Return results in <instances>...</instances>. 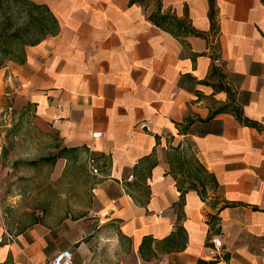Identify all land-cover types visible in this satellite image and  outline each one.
<instances>
[{"label":"crops","instance_id":"crops-1","mask_svg":"<svg viewBox=\"0 0 264 264\" xmlns=\"http://www.w3.org/2000/svg\"><path fill=\"white\" fill-rule=\"evenodd\" d=\"M33 1L59 29L0 68V103L32 107L94 176L79 208L53 218L105 224L111 264H264V0H215V29L208 0H161L162 12L200 32L179 36L148 18L153 0ZM191 153L230 205L190 189L179 218V165ZM3 220L0 206V264H45L63 248L86 264L94 251L91 232L55 237L37 221L14 232ZM215 236L223 256L212 260Z\"/></svg>","mask_w":264,"mask_h":264},{"label":"rangeland","instance_id":"rangeland-1","mask_svg":"<svg viewBox=\"0 0 264 264\" xmlns=\"http://www.w3.org/2000/svg\"><path fill=\"white\" fill-rule=\"evenodd\" d=\"M6 101L0 103V206L6 227L17 232L37 221L55 237L65 231L91 232L96 236L89 235L87 247L94 251L86 264L116 262L117 250L103 236L105 224L95 218H53L66 209L76 210L87 198L94 176L83 153L79 148L61 151L57 133L36 118L32 107L16 112Z\"/></svg>","mask_w":264,"mask_h":264},{"label":"trees","instance_id":"trees-1","mask_svg":"<svg viewBox=\"0 0 264 264\" xmlns=\"http://www.w3.org/2000/svg\"><path fill=\"white\" fill-rule=\"evenodd\" d=\"M137 0H130L134 3ZM149 0H146L147 3ZM154 9L149 13L148 18L157 26L169 31L175 36L182 33H192L199 35L200 32L193 29L187 20L177 18L174 14L161 11V0H153ZM209 1V19L211 28H216V8L215 0ZM141 4L142 0L139 1ZM16 17V20L13 18ZM59 24L56 17L50 11L49 7L43 3H37L33 0H0V68L8 61L23 63L26 59L27 47L35 45L42 41L48 35L58 32ZM235 116L241 122L248 125L256 123L242 116V110L239 108L234 111ZM69 149L76 150V147H62L63 152ZM186 166L185 173L177 179V186L180 191L179 201L176 203L179 209L184 203V195L190 190H196L204 200L209 193H214L213 205L219 204L218 209L230 205L224 199H220L217 194L219 183L215 175L209 172L197 159L194 154H190L181 162L179 168ZM93 171V170H92ZM181 171V170H180ZM187 179V180H186ZM187 183L186 186L183 184ZM217 215L208 214V223L212 227L216 224ZM180 229V227H179ZM217 230V228H216Z\"/></svg>","mask_w":264,"mask_h":264},{"label":"built area","instance_id":"built-area-1","mask_svg":"<svg viewBox=\"0 0 264 264\" xmlns=\"http://www.w3.org/2000/svg\"><path fill=\"white\" fill-rule=\"evenodd\" d=\"M215 62H219V59L216 58ZM11 109V107H9ZM94 137L100 136L101 132L95 131L92 133ZM3 144L2 140L0 139V155L2 154ZM94 172L95 169H92ZM132 178V175H129V179ZM4 235L7 240L14 241L15 237L8 231H4ZM207 252L209 256H211L212 260H217L222 258V242L218 236H215L211 239V244L207 246ZM45 264H73V256L72 252L69 248H63L59 252H57L48 262ZM165 264V263H162Z\"/></svg>","mask_w":264,"mask_h":264}]
</instances>
